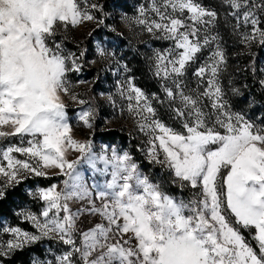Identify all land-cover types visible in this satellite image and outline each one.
<instances>
[{
	"label": "snow or ice",
	"instance_id": "obj_1",
	"mask_svg": "<svg viewBox=\"0 0 264 264\" xmlns=\"http://www.w3.org/2000/svg\"><path fill=\"white\" fill-rule=\"evenodd\" d=\"M221 2L238 42L264 46V0ZM94 12L104 13V6L92 0H0V141H9L0 144V200L27 175L63 177L62 186L31 193L41 202L38 213H17L34 231L0 225V236H8L0 239V264L42 240L65 246L46 264H264V126L233 112L226 99L220 77L227 58L214 31L218 12L199 0H151L135 17H121L172 42L155 52L153 75L164 81L169 110L183 132L157 118L153 101L159 98H150L131 77L118 84V92L127 102L121 112L147 137L149 162L166 168L182 189H199L187 203L151 181L127 152L113 147L109 155L102 147L97 153L91 139L73 135L63 97L79 105L88 101L72 91L68 74L95 61L87 60L86 50L65 55L57 28L104 25ZM205 50L192 71L197 86L190 88L185 77ZM96 54L114 55L103 47ZM123 70L129 71L126 65ZM231 92L241 94L234 87ZM106 99L117 107L113 96ZM77 120L92 129L95 109H81ZM72 153L75 159H69ZM82 162L108 179L89 186ZM71 204L79 205L77 211ZM84 215L99 222L79 229Z\"/></svg>",
	"mask_w": 264,
	"mask_h": 264
},
{
	"label": "rangeland",
	"instance_id": "obj_2",
	"mask_svg": "<svg viewBox=\"0 0 264 264\" xmlns=\"http://www.w3.org/2000/svg\"><path fill=\"white\" fill-rule=\"evenodd\" d=\"M115 1L116 0H92V2L104 6V13H93L98 18L105 20L104 25L97 27L94 22H86L76 28H72L71 26L67 29H63L62 27L57 28V38L61 39L64 44L65 55L70 52L79 53L81 50H86L87 60L95 61V63H84L83 70L80 73L68 74L69 81L72 85V91L79 95L81 99L88 101L85 105H79L73 102L68 96L63 97L69 122L73 128V135L81 141L91 139L94 151L97 153L100 152L102 147L108 149L109 155L113 147L120 154L127 152L138 165L141 172L150 180V177H152L151 175H154L156 178L155 183L159 184L160 175L167 174L170 177V184L182 189L178 183H173V177L166 168L149 162L146 155L148 147L146 143L147 137L139 131L126 110L123 111V113L121 112L120 106H126L127 102L121 99L118 92V84L124 83L131 77L135 85L139 88H141L140 85H144L145 89H141L144 90L150 98L153 94L159 98L153 101V105L157 109V118L161 119L163 122L166 121L169 127L183 132L182 121L174 118V114L169 110L168 101L161 88V84L164 83V81H158L153 75L155 52H164L172 46V42L157 38L159 36L158 33L156 36L149 35L147 32L143 31L140 26L136 24H127L121 19L124 15L135 17L137 15V8L141 5L147 6L151 0H124V8L119 6L114 8V4L118 5ZM199 2L218 12L219 26L222 25V28L228 30L232 37V43L230 42V44H228L227 49L229 53L226 54L227 66L220 77V83L225 89L226 99L229 100L232 111L240 112L253 123L264 126V122L260 120L261 112L258 108L259 106L251 90L247 86L245 74L249 58L254 57L251 55L252 49H259L262 54L258 57L257 71L259 74V83L261 80H264V46H261L259 43L245 46L238 42V37L232 32V18L226 15L228 9L221 0H199ZM262 27H264V25H262ZM214 31L216 32V29H214ZM89 33L92 35L90 36ZM98 47H103L106 52L114 53V55L102 58L96 54ZM207 54V50H205L200 54V60L197 61L196 64L190 66L189 72L185 77L190 88L195 89L197 86L196 78L192 76V71L199 66V63L202 62ZM124 65L128 67V72L123 70ZM137 67L142 71L141 75H139V73L137 74ZM77 81L82 82L78 83ZM168 83L169 86H171V82L169 81ZM233 87L238 89L241 94L233 95L231 92ZM108 95L113 96L117 107L114 108L109 103L106 99ZM161 101H163V103H161ZM238 102H243L244 104L236 108V103L238 104ZM89 105L95 109V121L92 129L84 128L77 120V113L81 109L88 108ZM209 110L210 109H206V111ZM218 130L223 131L222 129ZM107 131H116L124 135L127 138L126 144L122 146L118 143H104L100 141L97 134ZM8 142L9 141H0V144L6 145ZM12 142L17 141L13 140ZM131 142L135 144L132 145ZM77 155V153H72L69 159H75ZM162 158L161 155V159ZM142 165L146 167L148 172L142 169ZM79 169L89 186L94 182L102 183L108 179V177L101 176L99 173L90 169L83 162L79 166ZM39 178L43 177L27 175V178L23 179L20 183L23 185L22 191L26 196V201L20 204L14 212L18 223L22 222L17 213L23 210H30L38 213L41 209V202L35 200L31 193L39 188L46 187H40L36 183L34 186H28L26 184L28 180ZM52 178H55L52 184H60L62 186L63 177L54 176ZM188 189L191 191L192 195L187 201L184 200L186 203L194 197V194L199 192V189ZM162 190L165 191L163 187ZM173 198L180 201L176 197ZM78 206V204H71L72 211H77ZM95 222H99L98 217L84 215L81 216L80 220L77 222V227L82 230L87 229ZM23 224H25L28 231H34L29 224ZM1 225L9 226L5 221H3ZM0 239L7 240L8 236H0ZM64 249L65 246L57 243L55 240H42L22 251L13 253L10 257L4 259V264H32L34 259L43 261L46 264L47 261H54L55 257L61 255ZM34 250H38L40 254H37ZM18 253L24 255L25 260L15 259V255Z\"/></svg>",
	"mask_w": 264,
	"mask_h": 264
},
{
	"label": "trees",
	"instance_id": "obj_3",
	"mask_svg": "<svg viewBox=\"0 0 264 264\" xmlns=\"http://www.w3.org/2000/svg\"><path fill=\"white\" fill-rule=\"evenodd\" d=\"M119 7L124 8L125 2L124 0H116L115 1ZM124 10V9H123ZM220 24V23H219ZM217 21V27L216 32L220 34L222 37L221 43L224 47L225 54L229 53L228 44L230 42L232 43V37L228 30L225 28H222V25L219 26ZM251 55L254 56L252 58H249L248 64L245 70L246 74V81L247 86L251 90V93L253 97L255 98L256 103L258 104V108L261 112L260 120L264 122V89L261 88L259 83V74H258V57L261 56V51L259 49H252ZM137 74L141 75L142 71H140L137 67ZM141 88L145 89L144 85H140ZM244 103L241 102L238 104L236 103V108L239 106H242ZM260 121V122H261ZM166 123V121H164ZM167 124V123H166ZM97 137L100 141L104 143H118L119 145L124 146L126 144L127 138L124 135L119 134L116 131H107L103 133H98ZM132 145L135 143L131 142ZM142 169L145 172H148L146 167L142 165ZM154 174V173H153ZM151 180L156 182V178L154 175H151ZM55 178L51 179H45V178H39L34 180H28L26 184L28 186H34L35 183L38 184L40 187H47L50 186L54 182ZM160 185L165 189V192L173 197H176L179 200H186L191 198V191L188 188L180 189L178 187H175L170 184V177L167 174H161L159 177ZM22 184L7 190V195L3 200H0V225L3 221H5L9 226H19L23 229L27 230V227L23 223H18L16 220V217L14 215L15 210H17L18 206L20 204H23L26 201V196L24 195L22 191ZM230 219H232L230 217ZM234 223V219H233ZM237 228H239L238 225H235ZM242 234L245 236V238L250 242L253 246H255V241L252 240L251 235L249 234V230L245 229H239ZM37 254H40L38 250H34ZM15 259H21L22 261L25 260V256L22 254H16Z\"/></svg>",
	"mask_w": 264,
	"mask_h": 264
}]
</instances>
